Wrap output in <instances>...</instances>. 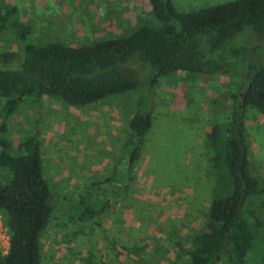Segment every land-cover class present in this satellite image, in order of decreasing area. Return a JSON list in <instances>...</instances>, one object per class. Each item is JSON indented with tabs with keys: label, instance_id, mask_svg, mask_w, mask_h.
Masks as SVG:
<instances>
[{
	"label": "rangeland",
	"instance_id": "374dc122",
	"mask_svg": "<svg viewBox=\"0 0 264 264\" xmlns=\"http://www.w3.org/2000/svg\"><path fill=\"white\" fill-rule=\"evenodd\" d=\"M230 1L171 0L178 12ZM0 5L17 8L10 21L31 26L26 41L9 24L0 34V54L14 52L19 58L27 43L86 45L156 24L147 0H0ZM201 44L204 59L229 74L178 71L150 87L145 68L127 93L82 107L57 97H28L7 118L0 137L11 142L13 155L35 137L50 191L39 264H187L211 202L228 193L211 160L215 147L209 135L219 124L228 136L231 95L244 85L249 65L264 63V33L251 28L220 50ZM4 105L0 97V125ZM147 112L151 126L129 174V122ZM242 134L246 171L258 185L242 207L253 234L247 261L263 264L264 117L252 106L244 108ZM4 219L0 211V231L7 228ZM217 264H227L226 259L219 257Z\"/></svg>",
	"mask_w": 264,
	"mask_h": 264
},
{
	"label": "trees",
	"instance_id": "16d2710c",
	"mask_svg": "<svg viewBox=\"0 0 264 264\" xmlns=\"http://www.w3.org/2000/svg\"><path fill=\"white\" fill-rule=\"evenodd\" d=\"M147 1L156 24L143 25L127 36L78 46L59 41L27 43L21 58L14 52L0 54V97L5 99L0 134L6 132L7 118L24 98L57 97L69 106L82 107L134 90L145 68L150 87L178 71L229 74L218 62L204 59L201 40L210 50H220L246 28L264 33V0H233L192 12L176 11L171 0ZM17 12L14 6L0 5V34L9 24L26 41L30 24L10 21ZM244 80L231 95L228 136H223L219 124L209 135V145L215 147L211 160L219 180L228 184V193L211 202L206 228L196 236L187 264H217L219 257L227 264H248L253 234L242 207L258 193V185L246 171L243 112L252 106L264 117V63L249 65ZM151 122L150 112L136 114L129 122L133 134L129 174ZM19 149L21 154H11V142L0 137V211L9 231L8 252L0 253V264H39L40 238L51 215L50 191L35 137ZM261 261L264 264V244Z\"/></svg>",
	"mask_w": 264,
	"mask_h": 264
},
{
	"label": "built area",
	"instance_id": "2783aa9c",
	"mask_svg": "<svg viewBox=\"0 0 264 264\" xmlns=\"http://www.w3.org/2000/svg\"><path fill=\"white\" fill-rule=\"evenodd\" d=\"M9 248V233L7 228L4 231H0V253L2 255L7 254Z\"/></svg>",
	"mask_w": 264,
	"mask_h": 264
},
{
	"label": "water",
	"instance_id": "95a60500",
	"mask_svg": "<svg viewBox=\"0 0 264 264\" xmlns=\"http://www.w3.org/2000/svg\"><path fill=\"white\" fill-rule=\"evenodd\" d=\"M262 190H264V189H262Z\"/></svg>",
	"mask_w": 264,
	"mask_h": 264
}]
</instances>
